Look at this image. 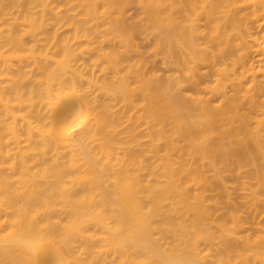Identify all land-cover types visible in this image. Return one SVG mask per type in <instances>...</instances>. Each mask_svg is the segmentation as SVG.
<instances>
[{"label": "bare ground", "instance_id": "1", "mask_svg": "<svg viewBox=\"0 0 264 264\" xmlns=\"http://www.w3.org/2000/svg\"><path fill=\"white\" fill-rule=\"evenodd\" d=\"M0 264H264V0H0Z\"/></svg>", "mask_w": 264, "mask_h": 264}, {"label": "rangeland", "instance_id": "2", "mask_svg": "<svg viewBox=\"0 0 264 264\" xmlns=\"http://www.w3.org/2000/svg\"><path fill=\"white\" fill-rule=\"evenodd\" d=\"M157 68H158L159 74H161V75H165L166 73H171V71H172V73H173V70H174L172 67L167 66V65H164V64H161V63H158ZM209 71H210V70H205V72H209ZM183 94H184L185 96H189V95H191L190 88H189L188 86L184 88V90H183ZM233 95H234V91H233V89H232V88H229V89L226 91V96H225V98L227 99L228 97H231V96H233ZM214 100L216 101V104H220L224 99L221 98V96H216V97L214 98Z\"/></svg>", "mask_w": 264, "mask_h": 264}]
</instances>
